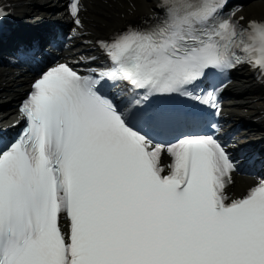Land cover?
Segmentation results:
<instances>
[{"label": "snow or ice", "instance_id": "1", "mask_svg": "<svg viewBox=\"0 0 264 264\" xmlns=\"http://www.w3.org/2000/svg\"><path fill=\"white\" fill-rule=\"evenodd\" d=\"M227 3L162 0V17L95 42L103 67L39 74L0 147V264H264V178L229 196L239 162L185 130L219 115L217 75L246 63L264 77V20ZM68 9L83 28L80 0ZM172 94L193 105L150 100Z\"/></svg>", "mask_w": 264, "mask_h": 264}, {"label": "bare ground", "instance_id": "2", "mask_svg": "<svg viewBox=\"0 0 264 264\" xmlns=\"http://www.w3.org/2000/svg\"><path fill=\"white\" fill-rule=\"evenodd\" d=\"M31 1L36 2L37 0ZM156 3L157 0H86L87 9L81 17L83 28L75 27L74 29L78 31L87 30L88 33L81 37H75L73 42H79L81 45L90 47L98 35H108L128 21L153 13ZM57 4H60V1ZM243 12L248 17L264 16V0L250 2L245 6ZM58 14L54 13L50 17H59V19L66 17L62 8ZM84 41H89V43H84ZM28 78L27 75H16L14 70L0 67V108L2 109L0 111V123L6 122L9 115L15 112V105L11 106L9 103L17 100V96L28 84ZM249 84V80L239 79L238 83L231 88L232 91L240 94L238 96L239 104L231 109L232 119L235 121L245 118L248 113L255 110V106L259 103H245L247 98L243 96L244 90ZM249 88L252 89V86ZM256 95L258 93H254L253 96L256 97ZM245 108L248 109V112H245Z\"/></svg>", "mask_w": 264, "mask_h": 264}]
</instances>
